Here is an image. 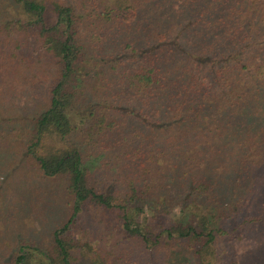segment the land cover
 <instances>
[{
    "label": "trees",
    "instance_id": "trees-1",
    "mask_svg": "<svg viewBox=\"0 0 264 264\" xmlns=\"http://www.w3.org/2000/svg\"><path fill=\"white\" fill-rule=\"evenodd\" d=\"M9 78L45 90L20 92L33 114L23 127L0 122V149L23 134L44 193L66 209L42 249L10 257L1 208L0 264L8 253L9 264L264 254V0H0ZM92 103L74 143L71 112ZM183 203L190 212L173 221Z\"/></svg>",
    "mask_w": 264,
    "mask_h": 264
},
{
    "label": "rangeland",
    "instance_id": "rangeland-1",
    "mask_svg": "<svg viewBox=\"0 0 264 264\" xmlns=\"http://www.w3.org/2000/svg\"><path fill=\"white\" fill-rule=\"evenodd\" d=\"M7 81H11L12 84L8 86L0 82L1 125L7 129H10L11 126L15 127V125L23 127L26 125L25 121L32 116L31 109L35 107V104L28 101V103H24L25 105H23L20 100V92H28L30 100L33 101L34 97L31 95L38 96L42 93L41 91L45 90L44 85L43 83H37L35 81L33 85L26 86L22 82L17 83L13 78H9ZM94 104L79 105L76 110H72L71 122L76 132L73 137L74 143L78 142L76 137L81 127H83V124L89 120V114ZM23 131L22 128L21 132ZM21 137L19 139L20 141H17L19 144L12 142L14 143L12 147L4 145V148L0 149V214L3 213L1 212V208H4L7 212L5 216L7 220L3 222V231L10 242V251H7L10 253V257L16 255L25 246L33 245L42 249L41 246L49 241V235L62 220L61 218L66 209L65 203L61 204L62 201H65L64 199L58 198L52 204L51 197H48L49 195L44 193V190L49 188L50 183L37 170L33 161L26 157V153L22 148L23 139ZM2 183L4 185L8 184L9 189H1ZM55 185L54 182L53 186ZM49 189H51L52 193V188ZM35 195H42L43 201ZM24 197L27 200H22ZM31 204L33 208L36 207L37 209L33 216L30 214ZM189 212V207L183 203L175 205L172 209L169 208L168 217L173 221H183ZM150 215V212H148V215L145 217ZM30 216L33 218L32 224L28 220ZM81 225L82 223H80ZM238 232H241L242 235L256 234L250 228H244ZM234 237V235H230L226 239L229 240ZM236 237L238 238V236ZM136 243L138 242L136 241ZM132 245L134 246L135 244L132 243ZM178 247L181 251L187 252V248L182 245ZM9 253L6 258L4 256L2 257L1 261L3 264H9L11 259ZM252 255L250 261L244 259L245 264H264V254L261 251L258 252L255 250ZM180 258L177 257L178 260ZM194 261L195 259H191L185 262V264H194ZM126 264H130V262H126Z\"/></svg>",
    "mask_w": 264,
    "mask_h": 264
}]
</instances>
